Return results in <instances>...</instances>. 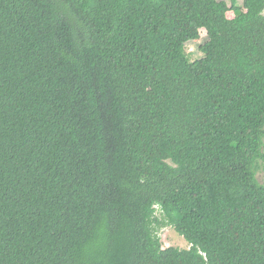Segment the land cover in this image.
<instances>
[{
  "label": "trees",
  "instance_id": "1",
  "mask_svg": "<svg viewBox=\"0 0 264 264\" xmlns=\"http://www.w3.org/2000/svg\"><path fill=\"white\" fill-rule=\"evenodd\" d=\"M262 166L264 0H0V264H264Z\"/></svg>",
  "mask_w": 264,
  "mask_h": 264
},
{
  "label": "rangeland",
  "instance_id": "2",
  "mask_svg": "<svg viewBox=\"0 0 264 264\" xmlns=\"http://www.w3.org/2000/svg\"><path fill=\"white\" fill-rule=\"evenodd\" d=\"M228 18H232L233 14L228 13ZM205 39V32L201 31L199 40L188 42L185 46V52L189 55L190 60L194 61L201 58L202 53L199 49V46L203 43ZM257 181L261 184H264V166L257 172L256 175ZM158 237L161 241L163 248L175 247L179 249H188V243L179 236L172 228L165 227L158 231Z\"/></svg>",
  "mask_w": 264,
  "mask_h": 264
}]
</instances>
